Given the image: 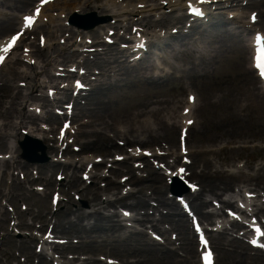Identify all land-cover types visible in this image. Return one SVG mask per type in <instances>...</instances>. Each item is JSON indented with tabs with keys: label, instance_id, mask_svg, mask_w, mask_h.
Listing matches in <instances>:
<instances>
[{
	"label": "bare ground",
	"instance_id": "1",
	"mask_svg": "<svg viewBox=\"0 0 264 264\" xmlns=\"http://www.w3.org/2000/svg\"><path fill=\"white\" fill-rule=\"evenodd\" d=\"M119 0H110L107 8H117ZM182 1V0H181ZM95 2H100V0H96ZM183 2V1H182ZM261 4L264 7V0L260 1ZM142 3V2H141ZM62 5L64 7L73 6L74 3L71 2V0H62ZM152 8L155 5H151ZM180 6V5H179ZM150 7V6H148ZM168 7H173V5H169ZM134 7L132 12L123 14V9L120 8L119 11L121 12V15H117L115 13L116 17H119V19L125 17L126 15L135 16L134 13H140L138 10H136ZM104 10L107 11V9L104 6ZM135 11V12H134ZM143 12H141L142 14ZM264 16V14H263ZM166 17V16H165ZM162 17L161 20H165L168 23H174L177 22L178 18H170V17ZM212 22H214L212 19H210ZM234 20H232L233 22ZM153 22V21H152ZM210 22L209 25H211V29H207L208 25H205L204 29H200L199 27L192 28L193 30L189 32L186 30V32L183 30L180 31V34H177L176 37L173 39V43L167 45L161 46L158 43H154L150 41L149 46L155 47V45L160 48L159 53H161V60H163V63H165V67L171 68L172 70L176 72H181L185 74L186 76H191L197 74L199 76V73H202L203 77H207V75L210 72V68L213 66L215 61L219 58H222L223 55L228 54V51L234 46L237 45L236 42L238 40V33L231 32L229 29H227L224 25H219L218 21L213 24ZM151 22H146V24H150ZM102 27H99V29ZM63 30L61 31V33ZM198 36L199 39H192L191 37ZM76 36H79L78 34ZM191 36V37H190ZM172 38V37H171ZM69 39V38H68ZM67 39V40H68ZM200 46L199 51H197V48ZM151 47V49H153ZM246 53H248V49L246 48ZM109 57H107L108 54H105L103 58H97V64L99 66V69L101 71V75L107 76V74L114 73V68L111 67L112 64H116L117 62V56L121 54V52L113 49L109 50ZM233 54V52L231 53ZM98 54H96L97 56ZM229 55L226 56V58ZM167 57L172 59L173 62H167ZM228 59H232V57H228ZM118 66L120 67V74L119 77L115 78L114 82H110V79L106 77L105 83H99L97 84L94 89L92 88V98L89 99V103L87 104V107L83 108L82 116L85 117V114L87 110H95L92 114L90 113L91 121L87 122L85 124L86 127L90 126L92 123L100 122L104 127H106V123L109 121L110 123H116L119 124L124 123L125 126H120L119 128H124V130L127 131L128 137L133 142H138V138L136 137V134L139 133V131L144 132V136H146L147 139L150 141L155 137L158 136L160 133H164L166 130L171 129L172 131H175L176 128H178L180 123H183V120L187 118V116L179 115L175 116V110L177 108V105L180 104V98H174L171 97L170 100H172L171 103H169L171 106L167 112V116H164L162 112H159V110H165V107H162L164 104L163 101L156 99L153 96H150L148 103L142 105L139 109L138 107L134 109L133 114L130 116L122 117L124 119L114 120L113 118V108H115L114 102H113V93H111V89L115 88L117 84L121 86L119 83H124L125 86H138V90L141 88H145L149 84L157 85L156 80L153 79L152 76V70L154 72L160 71L162 72L161 75H159V79H162L163 81H167L169 79L168 72H164L160 68L153 66L151 64V57H145L141 62L136 64V66L130 67L127 66L126 63L122 62L119 63ZM245 77L248 81V84H246L243 81V85L247 88L251 86V89H249L250 94L253 95L254 99L259 103V105L264 106V94L261 92L258 87V80L254 76V72L252 71L251 67L246 66L244 69ZM164 72V73H163ZM12 77H16V74H12ZM208 85H204L206 88L207 86H212L211 81L206 82ZM40 87V85L35 83L33 86L34 88ZM14 89H9V95L8 98L11 100V106L8 113L14 112L16 110L14 107L17 105V101L19 100V97H21V92L16 88V93H13ZM260 94V95H259ZM262 95V96H261ZM230 96V95H229ZM227 100V99H226ZM175 101V102H174ZM22 102H18V104H22ZM42 102L45 103L46 100L43 98ZM208 105V106H206ZM210 106L209 99H206L203 101V99L199 100L198 107L203 110L204 108H208ZM211 108L209 107V110ZM225 111L228 112L230 107L227 105L225 106ZM264 111V109H263ZM103 114V116L100 119H96L97 115ZM196 113V108L191 112V117L194 118ZM262 114V113H261ZM124 116V115H121ZM264 116V112H263ZM36 117L34 115H25L24 119H28L29 121L34 122V119ZM225 121L221 122L224 123H232L230 122L226 116ZM48 120H53L54 122L58 121L57 118H54L50 116ZM117 123V124H118ZM117 124H113L112 126H107L106 129L110 134L112 133V129L115 128ZM233 124V123H232ZM160 129V131H158ZM83 135L87 136L89 135L94 139L93 142L87 143L84 146V149H89L92 146L95 147L98 144L101 145V151L103 154H109L111 150H116L117 147L113 143H110L112 140H106L101 136L100 131H90V132H84ZM228 137L227 139L233 140L235 138L234 133H228L226 132ZM143 135V134H141ZM119 136V135H117ZM223 136V135H222ZM123 137V136H119ZM124 138V137H123ZM126 141H129L127 139V136L124 138ZM110 144V145H109ZM52 150V149H51ZM54 151V150H53ZM198 153L197 157H195V161L197 164H201L203 167V173L196 177L195 180L198 181L201 191L200 194H196L194 199L192 200V205L194 210L201 216V218H207V221H209V216L204 215L201 212V209L205 206V203L202 201L200 196L204 193L205 196H211L214 197V200H217L220 198V193L228 191L231 184L236 182L238 180L237 176H234L232 174H226L223 171H219L215 169L214 172L205 171L207 166H209V161L204 158V153ZM199 159V160H198ZM61 168L59 164H52L49 166V169H55V168ZM68 168L74 169L73 175L69 177V181L67 182V185H69L70 188L79 190L85 198L92 197V200L89 199L90 203H93L95 207L101 206L103 203L98 202L100 200V196L98 195V189L95 188L94 190L87 191L86 188L80 190V182L76 177V164H69ZM64 169L66 171V166H64ZM63 169V170H64ZM123 169H126L127 174L132 172V169L128 166H124ZM149 169V168H147ZM149 176L151 179H148L147 181H151L147 183V186L152 190V195L155 198V201L159 203V206H166L168 207L172 212L167 213L165 216H161V221H167L170 222L173 228V232L177 233V239L176 241H179V246L184 250L187 251L192 255H188L189 259H184L183 264H190L191 259L195 260L196 258V250L194 246V241L192 239L191 234L189 233V230L185 224V222L182 220H177L176 218L179 217L181 214L177 213L174 209L175 205L173 203H168L164 197L162 187L156 186L154 184L155 174L153 172V169L149 172ZM242 178H248L251 180L256 187H258L262 192H264V165L258 169V172L255 175H242ZM154 179V180H153ZM47 182L48 187H51L53 183L51 182V178L47 177L45 180ZM132 184L135 185H142V180L137 179L133 177L131 179ZM94 191V193L92 192ZM137 194H140L138 191ZM134 195V194H131ZM217 198V199H215ZM213 200V199H212ZM122 202V198L116 199L114 202H108L110 204V207L115 206V203ZM93 206V205H92ZM131 209L135 212H138V206H145V201L142 198H139L138 201L135 204H131ZM72 215L74 216V219H67V220H60L57 219V222L54 225V231L57 234H63V235H74L81 241L80 249H84L87 252H90L94 249H99L101 247V242L104 244H113V247H131L134 246V249L131 250L132 254L137 253H143L140 251V247L143 245H148V241L145 240V235L142 234L139 231L130 230L129 232H125L127 229L119 223L117 220L120 219V216H118L116 213L113 214V216L104 215L100 212L99 209L93 211L92 213H85L82 210L73 211ZM87 222V224H83V222ZM129 221V220H126ZM147 221L148 225H151L153 220L145 214L143 219L138 220V223L141 224L142 222ZM143 226V224L141 225ZM156 228V225H154ZM153 228V225L150 227ZM125 230V231H124ZM153 230V229H152ZM164 234V233H162ZM215 245L219 248H225L223 242L230 243L228 246L235 247L237 249L238 247H241L240 244H238L236 241H227L224 238L221 239V237L213 239ZM240 249V248H238ZM161 253H165L163 263H167L169 260V256H167V251L163 249H157ZM148 251V250H146ZM188 254V253H187ZM194 263L197 264L196 261ZM37 264H47L46 262V256L39 255V261Z\"/></svg>",
	"mask_w": 264,
	"mask_h": 264
},
{
	"label": "rangeland",
	"instance_id": "2",
	"mask_svg": "<svg viewBox=\"0 0 264 264\" xmlns=\"http://www.w3.org/2000/svg\"><path fill=\"white\" fill-rule=\"evenodd\" d=\"M237 49H238L237 52L235 51L234 53L235 56H234V59L232 60V64H230V67L232 69L228 68L226 63H218L217 69H216V73H218V75L222 77L223 79V82H224L223 86L225 84H228V85L230 84V86L234 89L239 88V86L233 85L232 83H233V80L236 79V75L238 74V76H240V74L242 73L241 65L244 64L242 51L239 47ZM209 94L216 95V93L212 94V92ZM241 94H244V95L242 96ZM217 96L219 98L216 99L218 101V103L215 104L216 109H218V105L220 103H223V99L220 97V95H217ZM238 96H241V97H237V101L233 102V109L235 110V117H236L235 122L238 126V127H235V130L238 132V134H240L241 141H243L247 145H250L251 147H254L253 148L254 154H251L252 150H248L245 152H243L244 151L243 150L241 153H238L240 157L239 160H245V159L248 160L252 157V159H255L258 162H260L262 158V153L258 152L257 143L260 141L261 138L264 137V132L262 131V126L264 125L263 116L258 110L256 104L253 102V99L251 98V96L244 90V88L240 90ZM216 100L214 97L212 98V101H216ZM137 102H139L138 93H135V92L130 93V94H121L120 99H119V105L126 109H131V106L135 105ZM214 118H215L214 115L208 110L205 114V119L208 125L209 133L207 134L206 137H202V139H196L195 142L192 141V144H195L194 147H197L198 144H201V146L203 147L210 145V143L208 142H209V139L214 138L213 136L215 135V130L212 129L213 127L211 128L209 120L214 119ZM239 124H240V127H239ZM3 188L4 187H1V189ZM23 196L25 199L24 201H21L20 199L18 200L27 204L30 207L29 208L30 210H33L35 208H41V206L45 204L47 205V207H49L48 198H46V203H45L43 202L45 201L44 199L35 197V195L32 194L30 190H26ZM3 250H4L3 253L6 256V259H4L3 261L6 260L7 263L11 264L12 262L10 261V256L14 252V248L11 245H8V246H4ZM157 258L158 257L156 254L152 255L150 258L151 264H154L156 262L158 264ZM220 263L222 262L220 261Z\"/></svg>",
	"mask_w": 264,
	"mask_h": 264
},
{
	"label": "snow or ice",
	"instance_id": "3",
	"mask_svg": "<svg viewBox=\"0 0 264 264\" xmlns=\"http://www.w3.org/2000/svg\"><path fill=\"white\" fill-rule=\"evenodd\" d=\"M199 2H200V3H204L205 0H199ZM26 21L29 23V26H30L31 18H30V17H29V18H26ZM18 38H19V37H16V38H14V39H18ZM4 51H9V49H8V48H5ZM262 75H264V73H262ZM190 99H192V98H190ZM125 215H128V213H125Z\"/></svg>",
	"mask_w": 264,
	"mask_h": 264
}]
</instances>
